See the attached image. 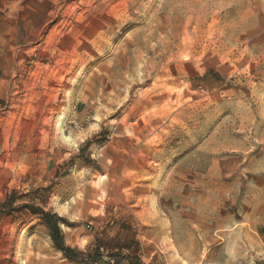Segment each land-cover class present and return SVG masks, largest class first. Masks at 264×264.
Instances as JSON below:
<instances>
[{"label":"rangeland","instance_id":"1","mask_svg":"<svg viewBox=\"0 0 264 264\" xmlns=\"http://www.w3.org/2000/svg\"><path fill=\"white\" fill-rule=\"evenodd\" d=\"M14 263L264 264V0H0Z\"/></svg>","mask_w":264,"mask_h":264},{"label":"trees","instance_id":"2","mask_svg":"<svg viewBox=\"0 0 264 264\" xmlns=\"http://www.w3.org/2000/svg\"><path fill=\"white\" fill-rule=\"evenodd\" d=\"M34 211L39 212L42 214V218L44 222L47 224L49 229L50 237L54 243V245L61 251L65 256L72 260H80L83 262H96V256L99 255L100 246H98L95 251L86 254H79L71 247L67 246L64 241V236L62 234L60 224H59V217L55 213L45 212L42 208H32ZM130 259L132 258H129Z\"/></svg>","mask_w":264,"mask_h":264},{"label":"bare ground","instance_id":"3","mask_svg":"<svg viewBox=\"0 0 264 264\" xmlns=\"http://www.w3.org/2000/svg\"><path fill=\"white\" fill-rule=\"evenodd\" d=\"M15 264V263H14Z\"/></svg>","mask_w":264,"mask_h":264}]
</instances>
